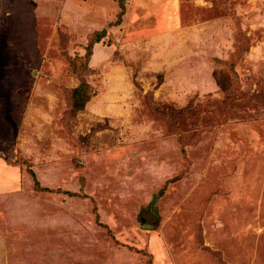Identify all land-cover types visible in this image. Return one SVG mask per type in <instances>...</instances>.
Returning a JSON list of instances; mask_svg holds the SVG:
<instances>
[{
  "label": "rangeland",
  "instance_id": "374dc122",
  "mask_svg": "<svg viewBox=\"0 0 264 264\" xmlns=\"http://www.w3.org/2000/svg\"><path fill=\"white\" fill-rule=\"evenodd\" d=\"M0 176L7 264H264V0H0Z\"/></svg>",
  "mask_w": 264,
  "mask_h": 264
},
{
  "label": "crops",
  "instance_id": "0c3cea01",
  "mask_svg": "<svg viewBox=\"0 0 264 264\" xmlns=\"http://www.w3.org/2000/svg\"><path fill=\"white\" fill-rule=\"evenodd\" d=\"M3 168H6V166H3ZM3 172L5 173V171ZM3 178L0 176V264H7L6 259L12 253L13 241L15 240V225L13 226L12 220L7 218L10 209H7V203L4 199V195L12 189V184Z\"/></svg>",
  "mask_w": 264,
  "mask_h": 264
},
{
  "label": "trees",
  "instance_id": "16d2710c",
  "mask_svg": "<svg viewBox=\"0 0 264 264\" xmlns=\"http://www.w3.org/2000/svg\"><path fill=\"white\" fill-rule=\"evenodd\" d=\"M104 33H105L104 29L93 32L94 38H92V40L87 45L86 55L87 54L88 56L91 55V49H92L93 43L98 42L100 38L104 35ZM92 94L93 92L91 91L90 85L88 84V82L82 79L77 86L71 89L70 104H71L72 109L78 111L84 108L85 104L88 102ZM30 174L34 176L32 171H30Z\"/></svg>",
  "mask_w": 264,
  "mask_h": 264
},
{
  "label": "water",
  "instance_id": "95a60500",
  "mask_svg": "<svg viewBox=\"0 0 264 264\" xmlns=\"http://www.w3.org/2000/svg\"><path fill=\"white\" fill-rule=\"evenodd\" d=\"M140 226H141L142 228H152V227H153L152 224H148V223H146V220H145L144 218H141V219H140Z\"/></svg>",
  "mask_w": 264,
  "mask_h": 264
}]
</instances>
